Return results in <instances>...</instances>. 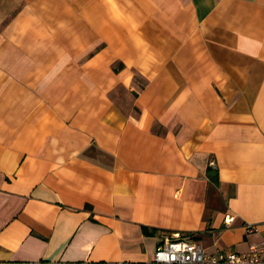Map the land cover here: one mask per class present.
Here are the masks:
<instances>
[{
  "label": "crops",
  "instance_id": "obj_1",
  "mask_svg": "<svg viewBox=\"0 0 264 264\" xmlns=\"http://www.w3.org/2000/svg\"><path fill=\"white\" fill-rule=\"evenodd\" d=\"M173 235L264 240V0H0V264Z\"/></svg>",
  "mask_w": 264,
  "mask_h": 264
},
{
  "label": "built area",
  "instance_id": "obj_2",
  "mask_svg": "<svg viewBox=\"0 0 264 264\" xmlns=\"http://www.w3.org/2000/svg\"><path fill=\"white\" fill-rule=\"evenodd\" d=\"M233 219V215H228L225 222L230 223ZM153 256L157 263L264 264V240L251 243L248 250L243 253L230 251L205 254L199 243L180 235H173L158 242Z\"/></svg>",
  "mask_w": 264,
  "mask_h": 264
}]
</instances>
